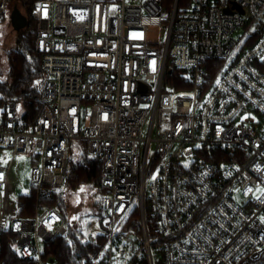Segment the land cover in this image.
I'll return each instance as SVG.
<instances>
[{
    "label": "built area",
    "instance_id": "2783aa9c",
    "mask_svg": "<svg viewBox=\"0 0 264 264\" xmlns=\"http://www.w3.org/2000/svg\"><path fill=\"white\" fill-rule=\"evenodd\" d=\"M33 16L47 108L33 129L15 103L0 113V253L10 230L24 258L53 264L40 242L68 227L48 200L84 142L108 188L103 241L85 264L260 259L264 0H42ZM26 153L33 217L13 199V161Z\"/></svg>",
    "mask_w": 264,
    "mask_h": 264
},
{
    "label": "trees",
    "instance_id": "16d2710c",
    "mask_svg": "<svg viewBox=\"0 0 264 264\" xmlns=\"http://www.w3.org/2000/svg\"><path fill=\"white\" fill-rule=\"evenodd\" d=\"M41 1L14 0L15 6L10 7L8 4L3 19L4 23L12 24V13L15 8H18L26 16L28 23L18 31L13 27L17 37L15 45L8 54L9 71L7 79H0V109L2 107L5 108L11 102L15 103L16 107L20 105L22 108L19 116L20 121L25 122L31 129L42 119L47 108V104L43 101L40 93V85L45 77V72L42 67V54L36 47L37 20L33 16ZM179 77V71L174 69L170 78L177 80ZM175 86L178 89L182 88L183 85L177 83ZM76 144L86 146L84 142H73L71 144L69 175L65 184L76 189L82 185L90 184L94 187H99L104 195L107 194L108 188L103 183L102 159L100 156L87 153L83 154L79 161L71 160ZM56 199L54 196L48 202L54 205ZM35 203L36 196L34 192L29 196L23 197L20 202L19 216L33 217ZM101 217L103 219L102 204ZM69 230L65 235L44 244V257L53 264H85L90 256L98 252L101 241L97 244H92L84 240L86 234L82 231ZM17 237L18 234L10 230L4 235L0 264H37L34 259H26L16 250L15 242ZM244 264H264V254L260 259L248 260Z\"/></svg>",
    "mask_w": 264,
    "mask_h": 264
},
{
    "label": "rangeland",
    "instance_id": "374dc122",
    "mask_svg": "<svg viewBox=\"0 0 264 264\" xmlns=\"http://www.w3.org/2000/svg\"><path fill=\"white\" fill-rule=\"evenodd\" d=\"M10 7H14V0L9 2ZM17 33L11 23H0V79L6 80L9 71L8 54L15 45ZM16 111L21 114L22 108L17 105ZM0 109V113L3 111ZM19 121V120H18ZM89 154L87 146L76 144L71 155V160L79 161L81 156ZM11 150H7L2 156L3 165H7L12 159ZM34 167V159L31 153L20 154L14 158L12 177L15 185L13 199L20 205L25 196L32 193L31 176ZM258 195V194H257ZM104 194L99 187L90 184L82 185L80 188H71L65 184L55 195L54 205L63 212L66 217L68 229L75 232L82 231L86 234L85 241L97 244L103 241L101 230L104 229L101 217V204ZM69 230V231H70ZM44 249V242H40Z\"/></svg>",
    "mask_w": 264,
    "mask_h": 264
},
{
    "label": "water",
    "instance_id": "95a60500",
    "mask_svg": "<svg viewBox=\"0 0 264 264\" xmlns=\"http://www.w3.org/2000/svg\"><path fill=\"white\" fill-rule=\"evenodd\" d=\"M27 23H28V19L23 14V12L20 9L15 8V10L12 13V25L14 29L18 31L24 28L27 25ZM141 88L144 90L146 89V86L144 84H141Z\"/></svg>",
    "mask_w": 264,
    "mask_h": 264
},
{
    "label": "snow or ice",
    "instance_id": "6c2138e0",
    "mask_svg": "<svg viewBox=\"0 0 264 264\" xmlns=\"http://www.w3.org/2000/svg\"><path fill=\"white\" fill-rule=\"evenodd\" d=\"M217 83H219V81H217Z\"/></svg>",
    "mask_w": 264,
    "mask_h": 264
}]
</instances>
